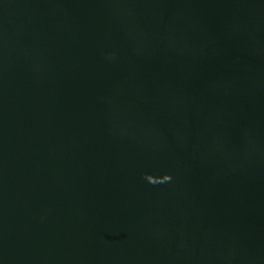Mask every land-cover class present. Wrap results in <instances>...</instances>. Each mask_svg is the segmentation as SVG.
Masks as SVG:
<instances>
[{
  "label": "water",
  "instance_id": "95a60500",
  "mask_svg": "<svg viewBox=\"0 0 264 264\" xmlns=\"http://www.w3.org/2000/svg\"><path fill=\"white\" fill-rule=\"evenodd\" d=\"M0 264H264V0H0Z\"/></svg>",
  "mask_w": 264,
  "mask_h": 264
}]
</instances>
